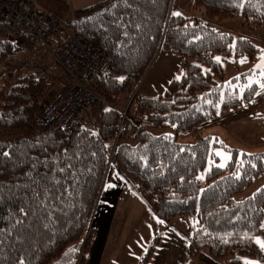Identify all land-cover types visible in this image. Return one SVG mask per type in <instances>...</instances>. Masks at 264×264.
Returning a JSON list of instances; mask_svg holds the SVG:
<instances>
[{
    "label": "trees",
    "instance_id": "trees-1",
    "mask_svg": "<svg viewBox=\"0 0 264 264\" xmlns=\"http://www.w3.org/2000/svg\"><path fill=\"white\" fill-rule=\"evenodd\" d=\"M31 1L42 4L61 29L95 43L111 69L95 79L88 127H62L45 119L49 82L44 76L29 71L16 80L2 79L0 264H84L93 215L113 164L162 220L197 215L198 227L190 231L191 260L185 264H195L203 249L214 258L234 256L232 264H243L237 256L264 260L256 242L264 221V186L243 199L235 197L264 171V152L232 149L225 167L207 169L221 143L199 130L203 121L251 101L256 93L254 83L239 97L237 87L224 82L215 53L253 58L257 46L199 17L173 15L172 0H102L79 9L69 0ZM194 3L208 17L241 16L247 27L264 26V0ZM35 44L30 38H0V66ZM162 47L182 56L183 74L158 97H136L141 125L132 133L122 126L117 100L135 92ZM144 120L170 123L176 133L154 134ZM181 133L191 141H180ZM154 250L151 245L141 264Z\"/></svg>",
    "mask_w": 264,
    "mask_h": 264
},
{
    "label": "rangeland",
    "instance_id": "rangeland-1",
    "mask_svg": "<svg viewBox=\"0 0 264 264\" xmlns=\"http://www.w3.org/2000/svg\"><path fill=\"white\" fill-rule=\"evenodd\" d=\"M194 4V0H172L171 11L173 13L179 12L186 17H199L208 22L211 26L233 34L235 39L239 37L249 39L258 48L257 54L253 58L246 55L236 56L233 52L226 56H223L220 53H215V58H219V60H217L221 63L224 70V82L230 84L232 88L237 87L239 97L244 95L247 86L254 83L256 84V93L251 101L243 103L225 113H219L218 115L203 121L199 125V130L203 135L217 137L221 143V145L214 147V152L217 158H212L210 160L207 169L212 165L220 166L223 164L225 167L232 158V149H239L241 151L244 149H254V151H257L255 153L264 152V135L252 137L250 139H245L244 136L236 138L235 136H232L229 130L237 123L242 122L243 118L247 115L251 116L264 113V88L261 87V85L264 84V74H262L264 73V59H262V57H264V26L258 28L247 27L244 25V19L241 16L232 18L208 17L203 8H197ZM37 5L42 9L45 8L42 4L38 3ZM64 32L70 34L71 30L67 28ZM0 38H2L1 35ZM20 38L24 37H17L15 39L11 38L10 40L15 41ZM3 39L7 40L8 38ZM55 44L56 43L52 41L50 46L52 47ZM36 52L23 49L13 55L4 65L0 66V87L4 84L2 81L4 77L9 80H16L17 78L28 74L29 71H32L37 74V76H44L49 82L46 103L56 91L64 89L67 85V71L56 57L57 50L53 55L47 48L45 50L43 49L42 52L45 54L42 55V58L34 59L33 53ZM242 60L244 61L243 63L241 62ZM258 65L260 67H258ZM15 68L18 69L16 74L12 72ZM182 74V56L162 47L135 92L131 94L123 93L117 100L116 106L122 112L123 128L129 129V131L134 133L141 125V117L137 109V96L158 97L165 93L170 81L180 78ZM235 78L237 80H234ZM242 78H244V80L241 82L240 79ZM94 83L95 80L92 82V87ZM87 119L89 121V126L92 125V118L89 111ZM143 124L147 130L157 135H174L176 133L174 126L170 123L153 125L144 120ZM180 141H191V136L181 133ZM113 145L115 144H111L110 147L112 155ZM245 152L252 153L248 151ZM217 153L221 154L218 155ZM262 186H264V171L258 177L253 179L250 185H248L242 192L237 193L235 197L237 199L248 197L254 194ZM262 225H264V221ZM262 225L260 232L256 236V241L257 239L264 241V227H262ZM197 227L198 217L195 214L187 217H177L171 225L165 224L162 228H159L149 245V247L155 245V250L145 264H180L181 262L183 263V261L186 263L189 262L191 260V256L188 253L191 242V232L197 229ZM174 233L178 234V243L181 248H178L177 246L174 248L171 243V239L174 241V238H172ZM172 246L174 253L171 254L168 250ZM184 250H186V253ZM87 253L88 251L86 252V256ZM234 258V256L214 258L209 255L206 249H203L196 257H194V263L232 264ZM237 258H239L243 264H248L249 261L264 264V260H259L255 257L237 256Z\"/></svg>",
    "mask_w": 264,
    "mask_h": 264
},
{
    "label": "crops",
    "instance_id": "crops-1",
    "mask_svg": "<svg viewBox=\"0 0 264 264\" xmlns=\"http://www.w3.org/2000/svg\"><path fill=\"white\" fill-rule=\"evenodd\" d=\"M100 1L102 0H69L73 9L87 7ZM63 32L64 30L61 29L53 37L52 41L56 44L52 47L48 48L43 43L36 42L33 49V51H37L33 53L34 59L42 58V55L45 54L42 50L46 48L54 55L68 34ZM66 80L68 82L64 88L76 84L75 77L68 71ZM229 130L236 138L244 136L245 139H250L262 136L264 135V113L247 115L242 122L237 123ZM114 150L115 145H113ZM244 150L252 153L257 152L254 149ZM175 220L176 218L171 222L162 220L156 214L151 202L138 190L130 177L113 164L101 189L93 215V233L84 264H141V259L148 250L157 230L165 224L171 225ZM177 236L178 234L174 233L172 236L174 241L171 239V243L174 248L176 246L181 248ZM173 246L168 250L171 254L174 253ZM184 251L186 253V250ZM185 263L183 261L180 264Z\"/></svg>",
    "mask_w": 264,
    "mask_h": 264
},
{
    "label": "built area",
    "instance_id": "built-area-1",
    "mask_svg": "<svg viewBox=\"0 0 264 264\" xmlns=\"http://www.w3.org/2000/svg\"><path fill=\"white\" fill-rule=\"evenodd\" d=\"M60 31L59 21L31 0H0L2 38H30L49 48L53 37ZM56 57L75 77L76 84L56 91L43 105L42 114L47 121L58 126L88 127V111L96 99L92 82L109 72L111 64L96 44L71 33L66 34ZM12 72L16 74L18 69Z\"/></svg>",
    "mask_w": 264,
    "mask_h": 264
},
{
    "label": "snow or ice",
    "instance_id": "snow-or-ice-1",
    "mask_svg": "<svg viewBox=\"0 0 264 264\" xmlns=\"http://www.w3.org/2000/svg\"><path fill=\"white\" fill-rule=\"evenodd\" d=\"M238 7H243V4H239ZM173 15H181V13L176 12V13H173ZM217 59L219 60V58H217ZM262 59H264V57H262ZM241 62L243 63L244 61L242 60ZM258 67H260V66L258 65ZM262 74H264V73H262ZM261 87L264 88V84H262ZM257 94H259V93H257ZM106 111H107V110H106ZM217 154L220 155L221 153H217ZM3 155L6 156V155H8V154H7V153H3ZM220 167H224V165L221 164ZM262 227H264V225H262ZM256 242H257L258 244H260V246H261L262 249H264V241H261V240L257 239ZM21 264H22V262H21ZM248 264H258V262H255V261H249Z\"/></svg>",
    "mask_w": 264,
    "mask_h": 264
}]
</instances>
